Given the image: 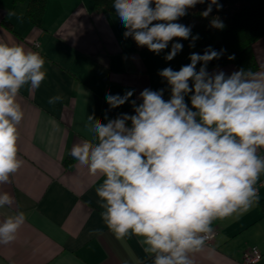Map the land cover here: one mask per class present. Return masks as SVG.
I'll use <instances>...</instances> for the list:
<instances>
[{
  "label": "clouds",
  "instance_id": "clouds-1",
  "mask_svg": "<svg viewBox=\"0 0 264 264\" xmlns=\"http://www.w3.org/2000/svg\"><path fill=\"white\" fill-rule=\"evenodd\" d=\"M206 2L202 18L213 6L222 8L218 0H113L112 7L125 38L157 55L171 42L164 59L172 61L183 49L178 40H190L194 48L199 39L192 25L178 21ZM210 27L223 30L225 24L212 17ZM225 51L209 46L203 54L191 53L190 63L179 70L159 71L170 90L167 100L165 89H143L140 103L130 99L134 90L109 92V110L130 103L133 114L110 119L106 112L104 121L88 115L84 129L89 138L71 149L78 165L103 178L95 192L105 226L117 239L137 237L152 264H194L192 257L214 238V221L239 217L259 203L264 64L258 71L209 72V62ZM45 63L39 51L0 42V185L10 183L24 164L19 156L24 110L18 97L22 89H38L45 81ZM62 100L57 94L48 103ZM13 202L9 193L0 192V208ZM25 222L22 211L0 222V244L14 242ZM214 251L209 248V256Z\"/></svg>",
  "mask_w": 264,
  "mask_h": 264
},
{
  "label": "crops",
  "instance_id": "crops-1",
  "mask_svg": "<svg viewBox=\"0 0 264 264\" xmlns=\"http://www.w3.org/2000/svg\"><path fill=\"white\" fill-rule=\"evenodd\" d=\"M25 8L24 1L0 0V42L39 51L47 76L38 89L26 87L18 97L24 110L19 126L24 164L10 183L0 185V192L14 200L0 208V222L21 211L26 222L14 242L0 244V264H152L137 237L117 239L103 223L95 192L103 178L90 175L75 159L69 165L65 161L73 158L75 143L89 138L88 115L104 121L106 112L110 119L123 113L109 110V92L134 90L130 99L140 103L143 89H165L163 98H170L167 82L158 75L165 67L176 70L174 59H164L169 47L159 55L138 47L124 37L118 16L94 8L92 0H47L40 25L26 19ZM261 22L264 26V16ZM252 50L258 71L264 64V35ZM217 69L239 70L234 63L208 67ZM57 94L63 100L50 105L48 99ZM258 154L264 156V149ZM258 192L259 203L251 210L213 222V241L192 257L194 264H243L242 253L251 246L262 252L255 264H264V184ZM209 248L215 250L211 256Z\"/></svg>",
  "mask_w": 264,
  "mask_h": 264
},
{
  "label": "trees",
  "instance_id": "trees-1",
  "mask_svg": "<svg viewBox=\"0 0 264 264\" xmlns=\"http://www.w3.org/2000/svg\"><path fill=\"white\" fill-rule=\"evenodd\" d=\"M19 1L26 3L24 12L26 19L35 25H40L47 0ZM218 2L222 8L217 10L213 6V11L208 18L200 16V13L207 7L206 2L190 9L188 15L178 21L185 25H192V35L198 34L199 39L195 42L194 48L189 47L190 40H178L183 44V49L174 57L176 70L190 63L189 56L191 53L203 54L209 46L217 51L221 49L226 51L220 59L209 62L208 67L234 63L239 69H252L254 71L257 68L252 45L264 35V26L261 22V17L264 16V0L257 2L251 0H218ZM92 4L94 8L115 13V9L112 7L113 0H92ZM212 17H219L225 24V28L223 30L211 28L210 20ZM170 49L171 42L169 44ZM233 54L235 59L229 60L228 56ZM199 67L198 64L197 68ZM119 109L123 113L133 114L130 103H125ZM73 159L70 157L65 163L69 165Z\"/></svg>",
  "mask_w": 264,
  "mask_h": 264
},
{
  "label": "built area",
  "instance_id": "built-area-1",
  "mask_svg": "<svg viewBox=\"0 0 264 264\" xmlns=\"http://www.w3.org/2000/svg\"><path fill=\"white\" fill-rule=\"evenodd\" d=\"M35 45H37V43H34ZM264 184V179L259 180L257 183V188L259 189V187ZM214 235H215V231H214ZM213 239L208 241L207 243H212ZM262 256V252L260 251L259 248H257L256 246H251L248 247L246 250L243 251L242 253V263L243 264H255L256 262H258L260 260Z\"/></svg>",
  "mask_w": 264,
  "mask_h": 264
}]
</instances>
